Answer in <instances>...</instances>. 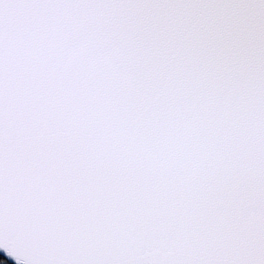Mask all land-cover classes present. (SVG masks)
<instances>
[{
    "label": "snow or ice",
    "instance_id": "6c2138e0",
    "mask_svg": "<svg viewBox=\"0 0 264 264\" xmlns=\"http://www.w3.org/2000/svg\"><path fill=\"white\" fill-rule=\"evenodd\" d=\"M0 250L264 264V0H0Z\"/></svg>",
    "mask_w": 264,
    "mask_h": 264
},
{
    "label": "water",
    "instance_id": "95a60500",
    "mask_svg": "<svg viewBox=\"0 0 264 264\" xmlns=\"http://www.w3.org/2000/svg\"><path fill=\"white\" fill-rule=\"evenodd\" d=\"M0 255H1L2 257H4L7 261H9L10 263L14 264V262H13L12 260H10L7 256H5L3 250H0Z\"/></svg>",
    "mask_w": 264,
    "mask_h": 264
},
{
    "label": "rangeland",
    "instance_id": "374dc122",
    "mask_svg": "<svg viewBox=\"0 0 264 264\" xmlns=\"http://www.w3.org/2000/svg\"><path fill=\"white\" fill-rule=\"evenodd\" d=\"M0 264H10L9 261H4L2 259H0Z\"/></svg>",
    "mask_w": 264,
    "mask_h": 264
},
{
    "label": "trees",
    "instance_id": "16d2710c",
    "mask_svg": "<svg viewBox=\"0 0 264 264\" xmlns=\"http://www.w3.org/2000/svg\"><path fill=\"white\" fill-rule=\"evenodd\" d=\"M0 259H2V260H4V261H7L4 257H2L1 255H0ZM10 263V262H9ZM10 264H12V263H10Z\"/></svg>",
    "mask_w": 264,
    "mask_h": 264
}]
</instances>
